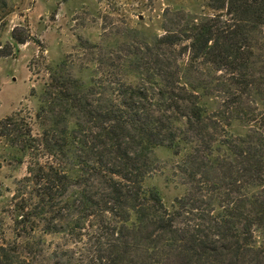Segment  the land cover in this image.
Segmentation results:
<instances>
[{"label": "trees", "instance_id": "obj_1", "mask_svg": "<svg viewBox=\"0 0 264 264\" xmlns=\"http://www.w3.org/2000/svg\"><path fill=\"white\" fill-rule=\"evenodd\" d=\"M202 2L169 6L161 33L79 37L48 68L38 132L0 121L31 188L0 264H264V0ZM162 148L172 201L148 182Z\"/></svg>", "mask_w": 264, "mask_h": 264}, {"label": "rangeland", "instance_id": "obj_2", "mask_svg": "<svg viewBox=\"0 0 264 264\" xmlns=\"http://www.w3.org/2000/svg\"><path fill=\"white\" fill-rule=\"evenodd\" d=\"M203 9L202 0H0V121L15 112L30 117L34 124L39 96L49 70L73 52L79 37L98 41L105 27L130 23L150 33H161L163 13L176 4ZM19 39L29 38L16 45ZM35 91V95L32 92ZM162 168L148 182L159 186L172 201L182 188L167 181L174 162L166 148L155 153ZM28 159H18L0 137V241L12 239L15 201L31 192L24 187ZM17 193L21 197L17 198ZM29 196V195H28ZM47 248L57 240L49 239Z\"/></svg>", "mask_w": 264, "mask_h": 264}]
</instances>
